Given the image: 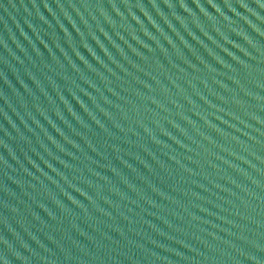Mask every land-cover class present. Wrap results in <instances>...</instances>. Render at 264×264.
<instances>
[{
	"label": "water",
	"instance_id": "water-1",
	"mask_svg": "<svg viewBox=\"0 0 264 264\" xmlns=\"http://www.w3.org/2000/svg\"><path fill=\"white\" fill-rule=\"evenodd\" d=\"M0 264H264V0H0Z\"/></svg>",
	"mask_w": 264,
	"mask_h": 264
}]
</instances>
